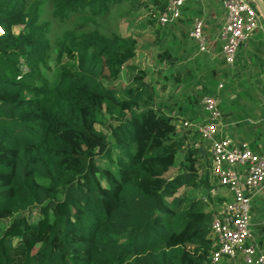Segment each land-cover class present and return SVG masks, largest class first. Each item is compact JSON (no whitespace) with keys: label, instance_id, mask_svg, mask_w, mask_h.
<instances>
[{"label":"trees","instance_id":"obj_1","mask_svg":"<svg viewBox=\"0 0 264 264\" xmlns=\"http://www.w3.org/2000/svg\"><path fill=\"white\" fill-rule=\"evenodd\" d=\"M46 1L0 0V264H212L213 209L232 197L193 123L216 87L197 89L171 46L159 48L157 79L133 65L123 85L136 33L99 22L117 5L159 22L167 0H52L62 21L81 13L55 45ZM54 204L68 208L32 220ZM15 217L21 230L4 229Z\"/></svg>","mask_w":264,"mask_h":264},{"label":"crops","instance_id":"obj_2","mask_svg":"<svg viewBox=\"0 0 264 264\" xmlns=\"http://www.w3.org/2000/svg\"><path fill=\"white\" fill-rule=\"evenodd\" d=\"M252 3L261 12L257 3ZM182 18V22L160 28L163 41L160 40L159 45L163 46L159 47L171 46L182 63L192 64L195 73L190 70L192 75L189 73L188 76L194 80L197 89L216 87L223 122L220 136L231 139L235 145L246 143L252 151L264 156L263 13L261 27L238 49L233 66L227 65L222 55L219 33L226 20V11L221 0L190 1L183 7ZM197 19L204 22L209 46L207 52H199L190 35ZM203 121L204 118L195 123ZM251 222L255 241L264 255V188L252 198ZM219 264L242 262L223 258Z\"/></svg>","mask_w":264,"mask_h":264},{"label":"built area","instance_id":"obj_3","mask_svg":"<svg viewBox=\"0 0 264 264\" xmlns=\"http://www.w3.org/2000/svg\"><path fill=\"white\" fill-rule=\"evenodd\" d=\"M190 1L202 0H167L159 16L160 25L178 20L184 5ZM221 4L226 11V20L219 33L222 55L226 64L233 66L238 49L261 27L262 13L250 0H221ZM2 33L0 26V35ZM190 35L199 52L209 51L202 19L194 21ZM201 103L207 113L206 119L193 125L210 142L212 174L232 197L220 211H213L212 230L218 249L211 263L219 264L224 257L234 260L240 252L245 264H264L251 222L252 198L264 188V156L252 151L246 143L235 145L231 139L220 136L223 122L217 95H206Z\"/></svg>","mask_w":264,"mask_h":264},{"label":"rangeland","instance_id":"obj_4","mask_svg":"<svg viewBox=\"0 0 264 264\" xmlns=\"http://www.w3.org/2000/svg\"><path fill=\"white\" fill-rule=\"evenodd\" d=\"M129 7L117 5L113 7L109 13V15L100 19V23L102 25V29L104 33H120L125 32L127 34L136 33L137 39V54L136 56L129 62L128 66L124 67L122 73V81L123 85L129 82L130 75L132 73L130 67L135 65L141 69H144L148 72L149 79H157L158 78V70L162 69L166 71L165 65L159 66L157 63L156 56L158 51L160 50L159 41L162 40V31L159 22L149 23L148 18L152 11L148 10L145 7H142L138 10H133L128 15L126 12ZM53 4L52 0H48L44 3L42 7V15L41 18L43 21H49L51 24L49 38L53 45H55L57 39L62 36L65 29H73L80 26V15L81 13L69 14V16L64 20H60L57 17H54L53 12ZM120 12L126 13V16L120 15ZM18 32V30H15ZM179 40V39H178ZM178 42V41H177ZM62 62H69V59L63 57ZM53 65V64H52ZM97 128L101 130H105V127L102 124H97ZM176 170L173 169L167 176H171ZM68 196L70 198H78L79 192L75 189L69 191ZM61 206H57V204L51 205L46 210L42 209H34L32 220L33 221H43L41 219V212L44 213V220H53L57 213H64L68 208L67 204H60ZM19 220L17 217L10 220L5 226H3L6 230H11L12 232L20 231ZM1 252V251H0Z\"/></svg>","mask_w":264,"mask_h":264},{"label":"water","instance_id":"obj_5","mask_svg":"<svg viewBox=\"0 0 264 264\" xmlns=\"http://www.w3.org/2000/svg\"><path fill=\"white\" fill-rule=\"evenodd\" d=\"M250 1H252L254 3H257V5L259 6V8L261 9V12L264 15V2L262 0H250ZM199 152L200 153H203V154L206 153V151H205V149L203 147H200L199 148Z\"/></svg>","mask_w":264,"mask_h":264}]
</instances>
